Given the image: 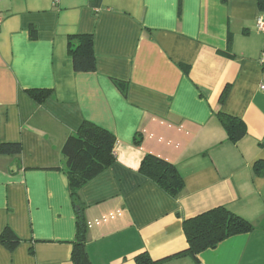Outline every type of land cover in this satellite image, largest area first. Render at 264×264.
I'll use <instances>...</instances> for the list:
<instances>
[{
    "label": "crops",
    "instance_id": "0c3cea01",
    "mask_svg": "<svg viewBox=\"0 0 264 264\" xmlns=\"http://www.w3.org/2000/svg\"><path fill=\"white\" fill-rule=\"evenodd\" d=\"M264 0H1L0 264H72L75 212L61 150L82 123L115 138L114 163L79 191L91 264H195L182 220L224 207L254 230L198 264H264ZM36 31L35 38L30 30ZM91 35L95 71L75 73L70 36ZM115 82L122 83L125 93ZM227 88L222 103L220 97ZM30 91L49 92L40 104ZM219 114L246 135L229 141ZM172 165L174 199L138 172Z\"/></svg>",
    "mask_w": 264,
    "mask_h": 264
},
{
    "label": "trees",
    "instance_id": "16d2710c",
    "mask_svg": "<svg viewBox=\"0 0 264 264\" xmlns=\"http://www.w3.org/2000/svg\"><path fill=\"white\" fill-rule=\"evenodd\" d=\"M221 2L226 3L227 0H221ZM258 7L260 11H264V1H260ZM30 36L35 38L34 29L30 30ZM67 52L75 73L95 71L91 35L70 36L67 40ZM115 84L125 93L122 83L115 82ZM29 94L36 103L40 104L47 98L49 92L30 91ZM226 94L227 88L221 94L220 103L223 102ZM218 117L232 143H237L246 135L245 126L239 119L225 114H219ZM114 144L115 138L108 131L84 122L76 135L69 137L62 147L61 154L66 165L67 189L75 212V238L72 242L70 256L72 264H91L86 252L85 208L79 191L86 183L114 163ZM0 153L18 156L20 145L2 144ZM254 171L264 176V163H256ZM138 172L174 199L178 198L183 190V181L177 170L157 157L145 156ZM182 230L188 247L186 253L194 259L195 264H198L197 256L200 253L215 249L218 244L230 237L248 234L254 230V227L228 209L218 207L194 218L182 220ZM0 244L8 251H13L20 241L11 230L5 228L0 234ZM136 264L154 263L146 253H143L136 258Z\"/></svg>",
    "mask_w": 264,
    "mask_h": 264
},
{
    "label": "built area",
    "instance_id": "2783aa9c",
    "mask_svg": "<svg viewBox=\"0 0 264 264\" xmlns=\"http://www.w3.org/2000/svg\"><path fill=\"white\" fill-rule=\"evenodd\" d=\"M0 24H1V18H0ZM257 28L264 35V19L261 17L257 19Z\"/></svg>",
    "mask_w": 264,
    "mask_h": 264
}]
</instances>
